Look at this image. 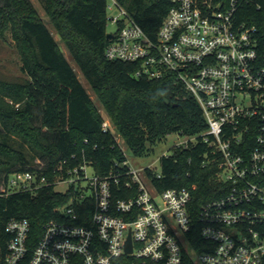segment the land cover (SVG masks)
I'll return each instance as SVG.
<instances>
[{
  "label": "built area",
  "instance_id": "1",
  "mask_svg": "<svg viewBox=\"0 0 264 264\" xmlns=\"http://www.w3.org/2000/svg\"><path fill=\"white\" fill-rule=\"evenodd\" d=\"M168 1L150 38L122 6L106 0L105 8L121 13L109 17L116 28L103 55L136 63L134 77L170 73L196 100L205 130L179 134L161 156L201 142L207 146L201 166H213L216 180L227 185L224 195L199 207L200 248L188 238V189H157L160 169L136 168L125 156L100 174L90 160L73 162L71 154L50 174L36 159L7 175L1 194L64 185L55 190L67 196L36 239L27 219L7 222L3 264H264V53L255 28L235 20L243 4L258 7V0ZM101 130L113 134L104 117Z\"/></svg>",
  "mask_w": 264,
  "mask_h": 264
},
{
  "label": "trees",
  "instance_id": "2",
  "mask_svg": "<svg viewBox=\"0 0 264 264\" xmlns=\"http://www.w3.org/2000/svg\"><path fill=\"white\" fill-rule=\"evenodd\" d=\"M106 0H42L44 13L59 40L102 103L96 110L76 73L59 48L49 27L29 0H0V39L9 30L25 79L0 76V187L12 171H24L44 163L47 174L57 160L74 154L73 162L90 160L97 173H105L114 161L124 159L115 139L133 155H145L169 133L199 135L205 130L200 108L174 76L134 77L137 64L108 60L103 55ZM154 38L170 3L168 0H115ZM259 6L245 3L235 20L255 28L257 49L264 53V0ZM167 100V102H166ZM106 116L112 131L101 130ZM37 119V124L33 122ZM207 146L196 142L159 158L161 176L157 189L184 187L193 229L190 244L198 250V210L218 198L227 185L217 181L213 166H201ZM67 194L46 185L34 191L0 193V264L4 262L11 219L25 218L33 238L42 225L58 216Z\"/></svg>",
  "mask_w": 264,
  "mask_h": 264
},
{
  "label": "rangeland",
  "instance_id": "3",
  "mask_svg": "<svg viewBox=\"0 0 264 264\" xmlns=\"http://www.w3.org/2000/svg\"><path fill=\"white\" fill-rule=\"evenodd\" d=\"M36 10V13L38 16L42 19L43 23L46 24L50 32L52 33L54 39L59 44V48L63 52L64 56L67 58L69 64L73 68V70L76 73V77L79 80V82L82 84L86 92L88 93L91 103L96 108L98 112L104 115V109L102 107V103L97 98L95 92L93 89L89 86L87 80L83 77L82 73L80 72L79 68L77 67V64L73 62L70 55L68 54L64 44L59 40L55 30L53 29L52 25L49 23L47 16L44 13L43 9V3L42 0H29ZM109 1V0H108ZM120 12V9L116 6L111 7L110 9L105 8V32L111 33L115 30L116 25L109 20V17L112 15H118ZM0 76L3 77L6 80H15L20 81L25 79V74L21 72L20 70V59L17 52V49L14 45V41L11 38L9 30L5 32L4 37L0 39ZM108 120L106 116H104ZM109 121V120H108ZM33 122L37 124V119L34 118ZM114 134V133H113ZM115 139L117 142L120 141L119 137L114 134ZM178 134L176 133H169L166 135L165 139L161 142L156 143L152 147V151L148 152L145 155L135 156L131 153V151L123 144L120 143L124 156L128 160L129 164L136 167H144L146 165H150L153 169V171L158 172L159 167V157L163 154H169L170 153V146L176 141ZM89 172V170H88ZM65 188L64 185H58L56 186V190H63Z\"/></svg>",
  "mask_w": 264,
  "mask_h": 264
},
{
  "label": "water",
  "instance_id": "4",
  "mask_svg": "<svg viewBox=\"0 0 264 264\" xmlns=\"http://www.w3.org/2000/svg\"><path fill=\"white\" fill-rule=\"evenodd\" d=\"M111 33H105V38L106 39H110L111 38ZM166 102H167V100H166ZM126 251H130V244H129V239L127 240V243H126Z\"/></svg>",
  "mask_w": 264,
  "mask_h": 264
}]
</instances>
